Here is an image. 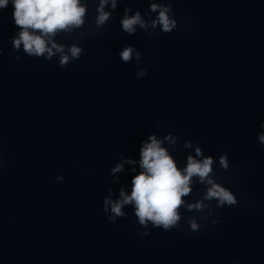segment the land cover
<instances>
[{
	"label": "clouds",
	"instance_id": "obj_1",
	"mask_svg": "<svg viewBox=\"0 0 264 264\" xmlns=\"http://www.w3.org/2000/svg\"><path fill=\"white\" fill-rule=\"evenodd\" d=\"M90 0H0V10L11 3L12 18L19 31L11 38L13 50L21 49L28 57L58 61V66L66 69L71 63L85 55V50L77 42L66 44L57 40L62 34L78 33L80 39L104 29L115 14L121 0H91L96 3L95 17L88 24V4ZM148 19L140 10L125 7L120 19L121 30L128 35H135L143 30L147 36L171 33L178 27V21L172 7V0H148ZM156 13L153 17L152 14ZM87 25V26H86ZM123 63L135 59L137 66L143 60V54L133 46H125L119 53ZM16 61L23 56L16 55ZM140 79L148 75L147 68H139L135 73ZM162 128V124H157ZM260 128L264 129V122ZM257 142L264 145V131L257 136ZM178 148L185 151V163L181 167L173 155ZM120 159L109 171L113 182L120 184L119 173L125 172V165H131L130 191L126 186L114 190L107 188V195L102 202V211L109 223H116L127 213L131 206L138 225L140 239L151 235V228L170 232L180 227L186 220L189 231L200 232L210 221L219 223L217 209L235 207L239 201L236 194L218 180L221 172L227 173L232 165L227 152L218 157L205 155L203 148L196 141L184 140L182 145L178 134L169 131L163 136L151 133L141 141L139 158L133 159L119 154ZM64 177L58 175L57 182ZM202 186L195 199L189 200L194 188ZM184 212L196 213L185 217Z\"/></svg>",
	"mask_w": 264,
	"mask_h": 264
}]
</instances>
